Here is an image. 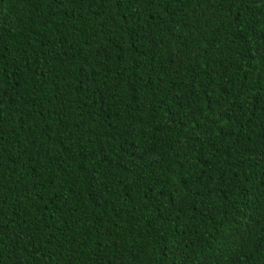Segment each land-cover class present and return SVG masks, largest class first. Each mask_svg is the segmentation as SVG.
<instances>
[{
  "label": "trees",
  "instance_id": "16d2710c",
  "mask_svg": "<svg viewBox=\"0 0 264 264\" xmlns=\"http://www.w3.org/2000/svg\"><path fill=\"white\" fill-rule=\"evenodd\" d=\"M0 264H264V0H0Z\"/></svg>",
  "mask_w": 264,
  "mask_h": 264
}]
</instances>
